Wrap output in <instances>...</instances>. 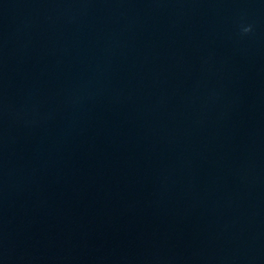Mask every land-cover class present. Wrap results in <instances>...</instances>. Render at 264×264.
<instances>
[{
	"label": "water",
	"instance_id": "obj_1",
	"mask_svg": "<svg viewBox=\"0 0 264 264\" xmlns=\"http://www.w3.org/2000/svg\"><path fill=\"white\" fill-rule=\"evenodd\" d=\"M0 264H264V0H0Z\"/></svg>",
	"mask_w": 264,
	"mask_h": 264
},
{
	"label": "clouds",
	"instance_id": "obj_2",
	"mask_svg": "<svg viewBox=\"0 0 264 264\" xmlns=\"http://www.w3.org/2000/svg\"><path fill=\"white\" fill-rule=\"evenodd\" d=\"M248 30H249L248 27H245V28L243 29L244 32H247Z\"/></svg>",
	"mask_w": 264,
	"mask_h": 264
}]
</instances>
